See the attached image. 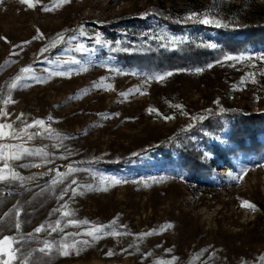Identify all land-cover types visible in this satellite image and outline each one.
<instances>
[{
  "label": "rangeland",
  "instance_id": "1",
  "mask_svg": "<svg viewBox=\"0 0 264 264\" xmlns=\"http://www.w3.org/2000/svg\"><path fill=\"white\" fill-rule=\"evenodd\" d=\"M32 3L0 2V124L19 131L43 120L51 129L28 128L44 133L31 140L0 139L47 153L10 160L21 179L0 181V239L11 238L12 264H264V141H257L264 133L236 145L223 131L226 151L244 146L230 166L211 151L220 142L216 131L193 119L211 111L264 113V35L238 48L233 37L202 33L194 22L215 25L224 12L234 28L259 22L264 0ZM165 9L188 26L175 31L160 22L156 12ZM135 15L148 23L117 21ZM150 46H187V63L156 67ZM176 134L196 141L198 167L164 144ZM97 226L103 231L93 239L87 233Z\"/></svg>",
  "mask_w": 264,
  "mask_h": 264
},
{
  "label": "trees",
  "instance_id": "2",
  "mask_svg": "<svg viewBox=\"0 0 264 264\" xmlns=\"http://www.w3.org/2000/svg\"><path fill=\"white\" fill-rule=\"evenodd\" d=\"M241 8V4L239 5ZM188 10H196L199 12V9L193 8ZM173 14L169 13L168 9L157 11L156 15L160 22H164L169 25V27L172 30L178 31L182 30L184 26H188V23H183L176 21L175 19H172L171 17ZM230 14L228 12H224L222 15L221 20V26H217V24L209 26V24H203L198 23L197 28H201L200 32L205 33L207 31H214L218 35L221 36V40L226 37H233L232 39L235 40L233 45H236L238 48H241L242 44H252L255 41L262 38L264 35V19L258 20L259 22H250L245 23L244 25H241L238 28L232 27V25H228L227 23L230 21ZM134 20H139L140 24H146L148 23V20L142 19V17L135 15V16H128L127 18H121L117 20L120 23H126L128 25L129 23H133ZM191 25V24H189ZM201 26V27H200ZM105 28V27H104ZM238 36H241V38H238ZM205 40H208L207 37L204 38ZM264 41V40H263ZM195 47H197L199 54H205V44L204 43H198L194 42ZM224 48L227 46L224 45ZM150 52L147 53L150 58V64L154 65H162L165 67H173V66H180L187 63V55L189 53H186V51H189L190 49L187 46H183L181 48L180 52H174L167 49L161 50V48H157L155 46L149 47ZM138 57L134 59V62L138 61ZM207 56H204L202 60H206ZM152 60V61H151ZM196 62L197 64H201V62H198L196 60H193L192 58L189 60V62ZM154 65V66H156ZM159 67V66H156ZM196 119L197 124H204L205 129H208L213 133L216 131L218 134V138L220 139V134L225 131L227 135H230V139H225V142H229L231 140L236 141V145H244V135H247V138L254 132L258 133H264V113H255V114H245L241 111H224V112H215L211 111L210 115L206 118ZM186 134V133H185ZM185 134H176L170 138H167L164 140V144L169 145L171 147V150L177 149L181 151V159L184 160L185 165L190 166H196V156L197 154L191 152V147H193L196 144V141L192 139L191 135H185ZM259 142H263L264 139H257ZM260 143V144H261ZM259 144V145H260ZM211 151L213 152V155L215 157L222 158L224 161L228 162L230 166H232V163L235 159H233V156L239 151V149H243L244 146H239L238 148H234L232 150L226 151L228 148L226 147V144L220 139V142L213 143L211 146ZM226 151V153H225ZM163 154L168 156L166 151H162ZM199 153V152H198ZM198 159V158H197ZM132 160V159H131ZM199 160V159H198ZM198 167V166H196Z\"/></svg>",
  "mask_w": 264,
  "mask_h": 264
},
{
  "label": "snow or ice",
  "instance_id": "3",
  "mask_svg": "<svg viewBox=\"0 0 264 264\" xmlns=\"http://www.w3.org/2000/svg\"><path fill=\"white\" fill-rule=\"evenodd\" d=\"M2 2V0H0ZM22 3H28L30 7H34L35 5L32 3V0H21ZM68 0H60V3H67ZM46 11L50 9H45ZM197 14L193 13L192 16H189L188 19H194V17ZM194 22L197 23H210L208 18L200 19V20H194ZM217 26H221L219 21H215ZM58 40H63V37L60 36L57 38ZM97 42H99V38H97ZM56 44V41L52 42V46ZM47 51V49H45ZM225 59H236V60H243V59H251V57H225ZM31 71L30 68H24L22 69L23 73H29ZM199 71V70H198ZM168 75H171V73H168ZM164 77H159V79H163ZM22 77L18 76L16 78V81L18 82L21 80ZM12 88L17 87V83L14 82L11 85ZM5 104L9 103L8 100L4 101ZM176 107H182L180 105H177ZM3 115H6V113H3ZM170 119V117L168 118ZM193 119H200L197 117H193ZM39 126L40 128L44 129V132H47L51 134V129L45 127V122L43 120H37L34 121L33 124L26 125L23 129L17 131L13 129L12 124H0V139H6V138H11V139H23L25 136L27 137L28 140L33 139L34 136L36 135H43L44 133L42 132H37V133H29L28 128L36 127ZM6 130H11V131H6ZM32 155H47V153L43 149H35L32 150L30 148H27L24 146V144H0V163H2L3 167H0V181H6V180H18L21 179L19 175L10 168L9 166V161L10 160H21L24 158V156H32ZM72 172V169H69L67 173H61L60 175V181H54L53 183H58L62 182L65 177L70 175ZM113 184H120L121 181L117 179H113L111 181ZM71 184H76L75 180L71 181ZM71 184L69 187H71ZM72 194L76 195V190L73 188L72 189ZM244 204L248 207H253L254 205L248 204V202H244ZM65 208H67V205H64ZM64 216H69L71 213L68 211H65L63 213ZM72 224H77L76 221H70ZM84 223H87L86 221ZM59 222H57V225ZM17 228L20 227L19 223L15 225ZM170 227V226H169ZM43 230V227L36 229L37 232H40ZM56 229L53 228V231ZM103 231V226H97L94 227L92 230H90L87 235L92 236L93 239H99L100 237L97 235V233H100ZM110 235L113 236H119L121 233L112 231L109 233ZM148 235V234H145ZM83 243H87V241H83ZM69 247V245H63L61 250L66 249ZM71 247H75V245H71ZM45 248H51L50 244H46ZM45 248L40 249L41 252L45 251ZM64 254L67 255L68 252L64 250ZM6 255L7 260H2V257ZM108 255H112L111 252L108 253ZM15 259V254L12 251V243H11V238L9 237H4L3 239H0V264H12V261ZM261 260H264V257H261ZM25 264H27V261H25ZM160 264H170V262H164L161 261Z\"/></svg>",
  "mask_w": 264,
  "mask_h": 264
},
{
  "label": "built area",
  "instance_id": "4",
  "mask_svg": "<svg viewBox=\"0 0 264 264\" xmlns=\"http://www.w3.org/2000/svg\"><path fill=\"white\" fill-rule=\"evenodd\" d=\"M37 168L41 169V166L39 165ZM64 170H66V168H64Z\"/></svg>",
  "mask_w": 264,
  "mask_h": 264
},
{
  "label": "crops",
  "instance_id": "5",
  "mask_svg": "<svg viewBox=\"0 0 264 264\" xmlns=\"http://www.w3.org/2000/svg\"><path fill=\"white\" fill-rule=\"evenodd\" d=\"M4 237H5V236H4ZM4 237H3V238H4Z\"/></svg>",
  "mask_w": 264,
  "mask_h": 264
}]
</instances>
